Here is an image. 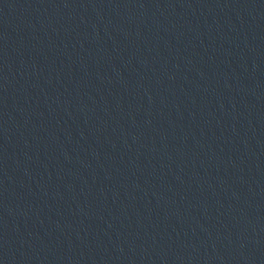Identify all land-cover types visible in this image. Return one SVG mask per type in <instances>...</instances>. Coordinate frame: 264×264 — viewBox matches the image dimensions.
Here are the masks:
<instances>
[{
    "label": "water",
    "instance_id": "water-1",
    "mask_svg": "<svg viewBox=\"0 0 264 264\" xmlns=\"http://www.w3.org/2000/svg\"><path fill=\"white\" fill-rule=\"evenodd\" d=\"M0 264H264V0H0Z\"/></svg>",
    "mask_w": 264,
    "mask_h": 264
}]
</instances>
